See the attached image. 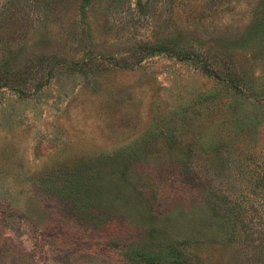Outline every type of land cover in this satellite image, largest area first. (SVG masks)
<instances>
[{"label":"rangeland","instance_id":"rangeland-1","mask_svg":"<svg viewBox=\"0 0 264 264\" xmlns=\"http://www.w3.org/2000/svg\"><path fill=\"white\" fill-rule=\"evenodd\" d=\"M264 264V0H0V264Z\"/></svg>","mask_w":264,"mask_h":264},{"label":"trees","instance_id":"trees-1","mask_svg":"<svg viewBox=\"0 0 264 264\" xmlns=\"http://www.w3.org/2000/svg\"><path fill=\"white\" fill-rule=\"evenodd\" d=\"M121 253H123L122 255L124 257H127L129 260H133L134 262L138 264H158V261H159L158 255L143 252L136 248H132V249L129 248L125 250V252L121 251ZM169 259L177 263H181V264L184 263V262L183 263L181 262L179 256L175 257L173 255H170Z\"/></svg>","mask_w":264,"mask_h":264}]
</instances>
